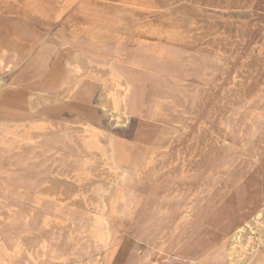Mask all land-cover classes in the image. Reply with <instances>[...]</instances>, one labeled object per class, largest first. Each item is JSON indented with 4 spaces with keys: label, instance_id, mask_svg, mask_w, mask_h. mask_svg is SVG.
I'll use <instances>...</instances> for the list:
<instances>
[{
    "label": "rangeland",
    "instance_id": "374dc122",
    "mask_svg": "<svg viewBox=\"0 0 264 264\" xmlns=\"http://www.w3.org/2000/svg\"><path fill=\"white\" fill-rule=\"evenodd\" d=\"M79 1L82 6L78 5ZM87 1L111 4L92 5L101 7V12L89 7ZM150 1L0 0V44L13 45L17 51L24 53L35 31L44 33L54 27L56 31L57 27L63 26L69 27L78 36L88 37L85 35L87 29L97 31L104 28L118 32L120 36L109 40L114 43L120 41V45L128 47L125 48L129 53L139 43L146 41L144 44L147 47H160L166 51L161 60L176 64L188 61L197 68L204 64H218L223 72L219 77L222 101L214 109L203 107L207 110L206 117L197 122L199 129L184 150L181 163L176 167L178 169L167 174L166 170L163 171L159 176L161 181L155 186L147 184L150 182L147 178L157 172L158 165H167L166 153L175 142L179 128L188 122L200 102H204L209 94L207 89L210 85L207 82L190 76L170 84L165 77L157 78V83L168 85L166 89H156L155 84L146 80L144 88L141 86L139 103L133 106L135 110L130 115L131 123L128 120L123 123L117 119L114 111L104 110L107 96L102 83L96 80H91L93 94L90 101H79V106H76L73 96L59 98L58 115L53 110L56 105L42 106L43 112L50 118H58L59 125L71 132L81 134L79 128H74L86 113L100 120V129L96 130L97 135L94 136L96 144L91 145L94 154L89 158L85 155L68 157L59 154V162L64 163L57 164L50 161L53 154L49 151L38 154L25 150L30 137L22 130L31 123L38 124L33 121L36 119L7 122V129L16 132H8V135L0 129V137L14 138L19 147H3L10 149V154L19 160L47 161L49 170L45 184L50 190H59L58 195L52 194L57 196L59 203L93 214L97 219L103 218L106 220L102 222L104 225L109 211L103 205L108 204L114 191L124 185L120 173L104 161L103 150L109 145L108 136H111L132 152L135 163L130 186L140 190L142 199L152 197L155 207L163 208L168 203L167 198L176 192L179 185L189 184L196 189L197 185L203 183L207 208L200 221L204 223L203 236L206 241L213 248L220 245L229 248L232 246L230 229L233 232L239 226L241 245L248 247L246 255L251 257L247 264H264V141L251 145L231 141L236 149L233 165L238 167L241 174L240 180L234 184L229 183L228 175L222 168L229 166L231 159L221 152L226 135L222 121L228 109L237 108L240 118L250 120L253 116L252 99L264 81V0ZM75 39L71 41L73 47H68V59L73 58L74 49L86 45ZM231 53H235V56L228 63ZM61 74L62 71L59 76ZM51 77L56 78L55 75ZM52 81L43 80L40 85L47 87ZM73 85L70 87L74 88V92L81 86L76 82ZM28 113L33 114L31 110ZM13 114L17 117L27 115ZM139 123L143 124V128H139ZM136 136L140 138L137 141ZM74 137L77 141L84 138L81 135ZM213 152H221V160L215 167L206 169L205 163ZM143 182L146 184L142 187ZM12 200L0 194V264H57L54 261L57 259L48 257L47 253L62 254L65 258L63 264H102L101 252L90 246L86 231L100 228L99 222L90 226L75 224L77 227L57 223L45 226L37 210L31 207L25 210ZM131 221L126 223L127 226ZM116 222L115 226L121 234H125L131 226L126 229ZM183 226L178 221L171 236H177ZM251 235L254 236L252 240L248 238ZM117 245H120V240H117ZM152 260L155 262L156 258L150 262Z\"/></svg>",
    "mask_w": 264,
    "mask_h": 264
},
{
    "label": "bare ground",
    "instance_id": "6f19581e",
    "mask_svg": "<svg viewBox=\"0 0 264 264\" xmlns=\"http://www.w3.org/2000/svg\"><path fill=\"white\" fill-rule=\"evenodd\" d=\"M126 1L148 3L150 0ZM88 3L90 4L89 7L93 4H100L102 6L111 4L106 1L94 3L89 1ZM78 5H81L80 1ZM93 8L94 10L98 9L103 12L101 7ZM93 29H87L85 35L89 39L88 37L84 38L92 42L95 48L89 50L85 48V45H82L79 49H74L73 58L67 60L65 70L75 76L89 78L87 80L88 83L85 82V85L83 84L79 87L78 94L76 95L78 101L86 102V100L90 101L92 98V79L102 83L107 96L104 110L114 111L117 119L123 123H125V120H128V123L132 122L130 115L135 110L133 106L139 103V98H141L142 94L141 86L144 88L146 80L155 84L154 88L156 89H166L168 87V85L156 82L157 78L164 77L169 81V84L190 76L205 81L210 85L207 89L209 94L204 102H200L199 108L196 109V112L194 111L195 114L191 115L188 122L179 128L175 142L166 153L167 165H158L157 172L152 174L150 178H147L150 180L147 184H150L151 187L155 186L161 181L159 176L163 171L166 170V174L171 173L173 169L180 165L184 156V150L188 148L194 134L199 129L197 122L206 117L205 112L207 110L203 109V107L214 109L221 103L222 85L219 77L221 74L223 75V72L220 70L218 64H204L197 68L192 67L188 61H181L176 64L168 60H161L164 58L166 51L160 49V47H147L144 44L146 41L139 43L129 53V50L125 46L120 45V41L114 43L109 40L115 36H120L118 32L104 28H98L97 31H93ZM74 38L77 37L72 35L70 41L63 40L71 46V41ZM78 40L84 42L81 39ZM46 41L45 34L35 33L26 53L37 56L44 50ZM108 44H112L113 47L111 49L102 47ZM13 50V48L7 49L2 47L0 49V62H4ZM234 56L235 53H231L228 56V63L232 62L231 60ZM215 61H218V59ZM61 75L59 78L57 76L56 78L48 77L47 79H53L52 83L47 87H42L40 85L42 82L30 85L29 76L25 71L12 76L10 82L6 81L4 74H0V90L5 87H12L13 85L25 86L30 89L29 104L33 113L30 114L0 104V122L2 123L0 129H3V132L6 134L8 132L14 134L16 132L14 129H7L9 127L6 124L7 122L36 119L33 121L38 122V125H30L25 130H22L23 134L30 137L26 150L38 154L41 151H49L55 157L56 162H59V154L64 156L85 155V157L89 158L94 154L91 145L96 144L94 136L97 135V131L100 129V120L91 117L90 113H86L87 115L80 118L77 121L78 125L74 128H79L80 134V132H71L68 129H64L59 125L58 118H50L41 109L44 105H55L51 102L57 100L55 96L60 94L59 87L62 85ZM252 104L253 116L250 120L246 121L240 118L239 109L231 107L222 121L226 135L224 145H222L224 148L221 152H225L231 159L230 165L223 166L222 168L225 169L230 184L238 182L241 178L238 167L233 165L232 160L234 159L236 149L232 146L231 141L233 140L244 145L264 141V81L257 94L253 97ZM53 110L58 115L59 106H54ZM13 113L27 115L17 117ZM139 128H143L142 123H139ZM6 134L3 136H6ZM75 135H81L84 138L82 141H77L74 137ZM108 137L109 145L103 150L104 161L109 167L116 169L120 173L123 177L124 185L120 190L114 191L113 197L108 204L104 203L103 205L109 211V218L106 224L102 225V222L106 221L103 218L97 219L95 215L83 212L76 207L67 204L57 205L45 201L42 191L49 187L48 184H45L49 164L47 161L37 163L14 158L10 154V149L3 147L5 145L11 148L19 147L12 137H0V194L3 197L13 199L14 203H18L25 210L29 207L36 208L37 215L42 219L41 221L45 226H50L54 223L62 226L75 224L90 226L94 222H99L100 228H89L86 231L90 246L95 251L101 250L102 264L248 263L251 257L249 258L246 255L247 250H249L248 247L241 245L239 226L233 232L230 229L229 237L232 246L229 248L224 247V245L213 248V245L204 238V223L200 221V216L207 208V199L204 194L206 189H204L203 183L197 185L196 189H192V185L190 187L189 184L188 186L178 184L176 192L167 198L168 203L163 208H156L152 197H144L142 199L140 190H136L130 186L132 166L135 163L132 152L116 139H113L111 136ZM138 137L136 136V141L140 139ZM221 152H213L209 156L205 163L206 169L216 166L221 160ZM17 164L20 166H17ZM44 173L45 175H43ZM145 184L146 182H143L142 187ZM128 220H132L131 226L129 225L130 227L127 226L129 224ZM116 221L120 223H118L120 226H125L126 229L129 227L125 234L119 233L115 226L117 224ZM178 221H181L184 226L177 236L172 237L171 231ZM75 227L77 226L75 225ZM248 238L252 240L254 236L251 235ZM117 240H120L119 246L117 245ZM47 256L57 260L63 259L62 255L56 253H47ZM153 258H156L155 262L154 260L150 262Z\"/></svg>",
    "mask_w": 264,
    "mask_h": 264
},
{
    "label": "crops",
    "instance_id": "0c3cea01",
    "mask_svg": "<svg viewBox=\"0 0 264 264\" xmlns=\"http://www.w3.org/2000/svg\"><path fill=\"white\" fill-rule=\"evenodd\" d=\"M55 28L56 27L52 29L53 32L45 31L44 33H42L40 31H35V33L45 34L46 39H47L44 50L41 53H39L37 56L28 55L26 52L24 53L19 52L15 49V46L13 45L0 44V49L2 47L7 48V49L9 48L14 49L12 53H10V55L5 59L4 62H0V74H4V76L6 77V81L10 82V80L12 79V76L17 75L18 73L22 71L23 72L25 71L27 72V75L29 76L30 85H36L39 82H42L43 80L47 79L51 75H55L59 78V72L62 71V75H61L62 85H60L59 87L60 94L55 96L57 100L51 103L59 106V98H62L64 96H73V99H74L73 103H75L76 106L77 105L79 106L80 102L76 98V95L78 94L79 90L77 89L74 92L73 89L76 87V85H73V84L76 82L79 86L80 84L83 85L84 81L89 80V78H86L83 76H75L72 73L66 72L65 64L69 58L70 52L68 48L69 44L68 42H64V40L70 41L71 36L75 35L77 37L75 41H77L78 39L83 40L86 43L85 45L86 49L93 50L95 47L92 42L86 40L84 37L76 35L69 27L59 26L57 27L58 30L54 32ZM72 47L73 45L71 46V48ZM102 47L111 49V47L113 46L112 44H108ZM125 47L128 48L127 46ZM81 80H83L82 83H80ZM92 80H95V79H92ZM71 85L75 87L74 88L70 87ZM29 94H30V89L25 86H14L13 85L12 87H5L2 90H0V104L19 109L21 111L29 112V110H31V107L29 104ZM38 124H33V125H38ZM26 149L27 148H25V150ZM73 156L78 157L79 155H71L68 157H73ZM54 158L55 157L53 156V158L50 159V161L57 163V164L59 163L62 164L61 162H56ZM87 159L88 158L84 160H87ZM66 160L70 161L68 160V158ZM18 165L19 164H17V166ZM42 192H43V198L45 201L52 202L57 205H62L59 203V199L57 198V196L52 195V194L59 193L58 189L50 190L49 188H46ZM32 208L37 210L34 207ZM96 251L101 252V250H96ZM54 261L57 264H63V262L65 261V258L63 257V259L61 260H54Z\"/></svg>",
    "mask_w": 264,
    "mask_h": 264
}]
</instances>
